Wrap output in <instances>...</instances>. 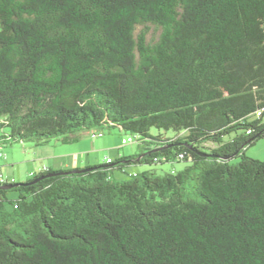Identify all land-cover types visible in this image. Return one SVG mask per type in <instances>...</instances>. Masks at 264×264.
<instances>
[{
  "label": "trees",
  "instance_id": "obj_1",
  "mask_svg": "<svg viewBox=\"0 0 264 264\" xmlns=\"http://www.w3.org/2000/svg\"><path fill=\"white\" fill-rule=\"evenodd\" d=\"M113 128L141 151L0 183V264H264V0H0V147Z\"/></svg>",
  "mask_w": 264,
  "mask_h": 264
},
{
  "label": "rangeland",
  "instance_id": "obj_2",
  "mask_svg": "<svg viewBox=\"0 0 264 264\" xmlns=\"http://www.w3.org/2000/svg\"><path fill=\"white\" fill-rule=\"evenodd\" d=\"M98 133H102L103 136L101 138L95 137L98 135ZM151 133L153 135H156L158 131L151 130ZM82 137V142L79 144H71L70 146H67L66 149L76 151L78 153H82L83 156L88 160H94L99 158V163H105L108 161V159L111 160H117L119 158V154H124L127 156H133L135 154H138L141 150L137 143L127 144L123 145L121 144L122 139H129L131 137L130 134L120 132L117 128L113 129H104L102 131L91 129V130H83L80 132ZM168 135H172V132L167 133ZM95 135V136H94ZM19 145V144H15ZM13 145V146H15ZM10 146V147H13ZM10 147H7V149L3 150V154L6 155V157L0 159V167H3V173L2 176H4L5 179L11 180L15 175H23L26 171L23 165L20 166L18 164L16 168L14 169L12 164L10 163L11 159H17L20 156L15 153L13 155L8 154V150ZM30 156V155H28ZM245 156L248 158L264 161V138L260 139L258 142H256L253 146L248 147L245 149ZM239 159L233 160L232 163L238 162ZM18 163L17 161H14ZM9 165V166H7ZM186 163H176V164H163V165H155V166H138V165H132L129 168V172H142V170H156L158 174L161 172H170L171 170H179L186 166ZM2 172V171H1ZM114 177L116 181L125 180L128 177L124 174H120V172L116 171L114 172ZM31 177V175H30ZM186 197H189V193L186 194Z\"/></svg>",
  "mask_w": 264,
  "mask_h": 264
},
{
  "label": "crops",
  "instance_id": "obj_3",
  "mask_svg": "<svg viewBox=\"0 0 264 264\" xmlns=\"http://www.w3.org/2000/svg\"><path fill=\"white\" fill-rule=\"evenodd\" d=\"M82 142V137H80L77 142L62 144L60 142H50L42 146H35L32 143L19 144L10 147L8 154L17 153L20 157L17 159H11L10 163L15 169L18 164L23 165L25 168V173L23 175H15L13 178L16 183L25 182L28 180L31 174H39L44 170L50 171H65L74 169H83L87 167H93L99 165V158L94 160H87L82 153L66 149L67 146L71 144H79ZM80 142V143H81ZM7 147H0V154H3V150ZM30 155V156H28ZM126 157L124 154H119V157ZM6 157L3 154V158ZM0 159H2L0 157ZM17 161L18 163L14 162ZM9 166V165H7ZM3 167H0L2 170Z\"/></svg>",
  "mask_w": 264,
  "mask_h": 264
},
{
  "label": "built area",
  "instance_id": "obj_4",
  "mask_svg": "<svg viewBox=\"0 0 264 264\" xmlns=\"http://www.w3.org/2000/svg\"><path fill=\"white\" fill-rule=\"evenodd\" d=\"M262 113H263L262 110H261V111H258V112L255 114V116H256V117H260V116L262 115ZM248 133H249V132H248ZM94 136H95V135H94ZM102 136H103L102 133H98V135H96L95 137H97V138H101ZM133 141H135V138H134V137H133L132 139L127 140V141L122 140V144L125 145V144H127L128 142H133ZM107 162L109 163L110 160L108 159ZM31 176H32V174H31ZM7 181H8V180L5 179L4 177H2V175L0 174V183H4V182H7Z\"/></svg>",
  "mask_w": 264,
  "mask_h": 264
},
{
  "label": "water",
  "instance_id": "obj_5",
  "mask_svg": "<svg viewBox=\"0 0 264 264\" xmlns=\"http://www.w3.org/2000/svg\"><path fill=\"white\" fill-rule=\"evenodd\" d=\"M92 169H79V170H75L73 171V173H81V172H86V171H91ZM61 174H65V173H53V174H49L47 175L46 177H52V176H57V175H61ZM19 185L18 184H14V185H7V186H3V187H0V189L2 190H9V189H12V188H16L18 187Z\"/></svg>",
  "mask_w": 264,
  "mask_h": 264
}]
</instances>
